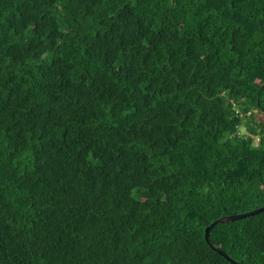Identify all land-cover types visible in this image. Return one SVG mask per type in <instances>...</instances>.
I'll list each match as a JSON object with an SVG mask.
<instances>
[{"label": "trees", "instance_id": "obj_1", "mask_svg": "<svg viewBox=\"0 0 264 264\" xmlns=\"http://www.w3.org/2000/svg\"><path fill=\"white\" fill-rule=\"evenodd\" d=\"M258 114L264 0H0V264H230ZM209 238L264 264V211Z\"/></svg>", "mask_w": 264, "mask_h": 264}, {"label": "water", "instance_id": "obj_2", "mask_svg": "<svg viewBox=\"0 0 264 264\" xmlns=\"http://www.w3.org/2000/svg\"><path fill=\"white\" fill-rule=\"evenodd\" d=\"M263 211H264V206L259 207V208L254 209V210L246 211L244 213L223 216V217H220V218L214 220L210 225H208L204 229V240H205L206 244L208 245V247L211 250H213L214 252L219 254L223 259L228 261L230 264H240V263L234 261L233 259H231L227 254H225L219 248H217L213 245V243L211 242V240L209 238L210 231L212 230V228H214L215 226L220 225L222 223L233 222L235 220H239V219H242V218H245L248 216L256 215V214L261 213Z\"/></svg>", "mask_w": 264, "mask_h": 264}, {"label": "clouds", "instance_id": "obj_3", "mask_svg": "<svg viewBox=\"0 0 264 264\" xmlns=\"http://www.w3.org/2000/svg\"><path fill=\"white\" fill-rule=\"evenodd\" d=\"M223 95L226 97V96H227V93H224ZM238 133H239V135H240L241 137H245V136L248 135V133H247V129H246L245 127H243L242 125L239 126V128H238ZM259 141H260V137L257 136V137L255 138V142L253 143L252 147H253V148H255V147H259Z\"/></svg>", "mask_w": 264, "mask_h": 264}, {"label": "rangeland", "instance_id": "obj_4", "mask_svg": "<svg viewBox=\"0 0 264 264\" xmlns=\"http://www.w3.org/2000/svg\"><path fill=\"white\" fill-rule=\"evenodd\" d=\"M256 120H257V122L262 123L264 121V118H263V116L258 114L256 117Z\"/></svg>", "mask_w": 264, "mask_h": 264}, {"label": "bare ground", "instance_id": "obj_5", "mask_svg": "<svg viewBox=\"0 0 264 264\" xmlns=\"http://www.w3.org/2000/svg\"><path fill=\"white\" fill-rule=\"evenodd\" d=\"M92 4V3H91ZM79 17V16H78ZM15 106V105H14ZM12 132V131H11ZM24 144V143H23ZM31 146V145H30ZM29 147V146H28ZM77 147V146H76ZM42 150V149H41ZM25 165V164H24ZM19 193V192H18ZM42 220V219H41ZM7 224V223H6Z\"/></svg>", "mask_w": 264, "mask_h": 264}, {"label": "built area", "instance_id": "obj_6", "mask_svg": "<svg viewBox=\"0 0 264 264\" xmlns=\"http://www.w3.org/2000/svg\"><path fill=\"white\" fill-rule=\"evenodd\" d=\"M250 115V112L246 113V116H249Z\"/></svg>", "mask_w": 264, "mask_h": 264}]
</instances>
